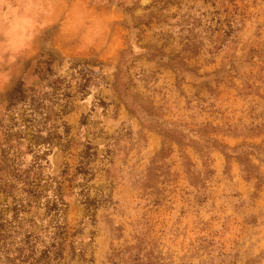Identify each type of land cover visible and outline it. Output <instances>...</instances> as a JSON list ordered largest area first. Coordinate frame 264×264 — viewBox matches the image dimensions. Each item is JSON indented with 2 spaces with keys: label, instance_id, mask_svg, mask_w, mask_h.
I'll list each match as a JSON object with an SVG mask.
<instances>
[{
  "label": "rangeland",
  "instance_id": "374dc122",
  "mask_svg": "<svg viewBox=\"0 0 264 264\" xmlns=\"http://www.w3.org/2000/svg\"><path fill=\"white\" fill-rule=\"evenodd\" d=\"M0 264H264V0H0Z\"/></svg>",
  "mask_w": 264,
  "mask_h": 264
},
{
  "label": "trees",
  "instance_id": "16d2710c",
  "mask_svg": "<svg viewBox=\"0 0 264 264\" xmlns=\"http://www.w3.org/2000/svg\"><path fill=\"white\" fill-rule=\"evenodd\" d=\"M16 90H17V88L16 89H14L11 93H10V95L9 96H13V94L16 92ZM63 127L65 128V132H67V126H66V124L64 123L63 124Z\"/></svg>",
  "mask_w": 264,
  "mask_h": 264
}]
</instances>
